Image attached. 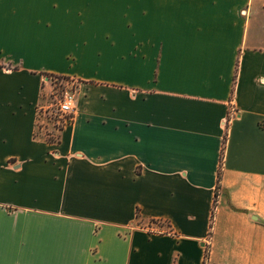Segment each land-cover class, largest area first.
<instances>
[{"label":"crops","instance_id":"1","mask_svg":"<svg viewBox=\"0 0 264 264\" xmlns=\"http://www.w3.org/2000/svg\"><path fill=\"white\" fill-rule=\"evenodd\" d=\"M203 262L264 264V0H0V264Z\"/></svg>","mask_w":264,"mask_h":264},{"label":"built area","instance_id":"2","mask_svg":"<svg viewBox=\"0 0 264 264\" xmlns=\"http://www.w3.org/2000/svg\"><path fill=\"white\" fill-rule=\"evenodd\" d=\"M49 89L54 91L55 102L52 105L41 106V112L49 115L55 120L58 127L69 122L74 112V93L76 80L74 78L49 75L48 76Z\"/></svg>","mask_w":264,"mask_h":264},{"label":"rangeland","instance_id":"3","mask_svg":"<svg viewBox=\"0 0 264 264\" xmlns=\"http://www.w3.org/2000/svg\"><path fill=\"white\" fill-rule=\"evenodd\" d=\"M54 91L50 90V89H46L44 92H43V100H44V103L43 105H52L54 102H55V98H54V94H53ZM55 93V92H54ZM41 111V110H40ZM208 245V244H207Z\"/></svg>","mask_w":264,"mask_h":264},{"label":"trees","instance_id":"4","mask_svg":"<svg viewBox=\"0 0 264 264\" xmlns=\"http://www.w3.org/2000/svg\"><path fill=\"white\" fill-rule=\"evenodd\" d=\"M219 179H220V168H219V171H218V173H217V182L219 181ZM216 195V194H215ZM213 214V213H212ZM206 253H207V250L205 251V256H206ZM203 264H204V262H203Z\"/></svg>","mask_w":264,"mask_h":264}]
</instances>
